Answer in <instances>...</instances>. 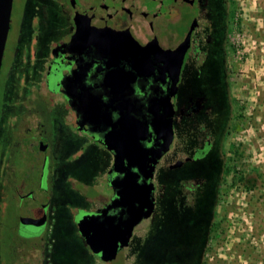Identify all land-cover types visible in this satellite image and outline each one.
I'll return each mask as SVG.
<instances>
[{
    "label": "flooded vegetation",
    "instance_id": "obj_1",
    "mask_svg": "<svg viewBox=\"0 0 264 264\" xmlns=\"http://www.w3.org/2000/svg\"><path fill=\"white\" fill-rule=\"evenodd\" d=\"M238 8V0H23L0 73V264H60L59 204L74 215L93 264H122L133 245L143 264L142 245L167 235L178 240L187 228L194 242L172 245L164 264L206 261L215 233L230 230L233 189H264V173L251 164L256 141L245 140L254 125L243 99L250 90L236 82ZM21 63L36 66L35 75L20 76ZM169 110L174 139L155 175L158 168L187 173L162 187L154 176L145 216V200L118 194L126 172L113 169L115 148H160L152 124ZM88 145L97 172L84 185L94 196L80 194L75 174V157ZM163 204L184 231L162 232ZM137 215L119 261L105 262L80 232L85 216L115 217L124 228Z\"/></svg>",
    "mask_w": 264,
    "mask_h": 264
},
{
    "label": "rangeland",
    "instance_id": "obj_2",
    "mask_svg": "<svg viewBox=\"0 0 264 264\" xmlns=\"http://www.w3.org/2000/svg\"><path fill=\"white\" fill-rule=\"evenodd\" d=\"M238 3L240 24L238 36L236 34L233 38L234 59L239 65L236 82L243 84L248 92L250 90L248 97L243 99L247 103L248 117H251L250 122L254 125L246 131L248 138L245 140L249 142L253 138L255 139L256 143L252 151L251 164L254 165L256 172L264 173V0H238ZM22 7L23 0L14 2L15 9L12 20L15 19V27L19 25V18L21 17L19 12H22ZM53 23H56L55 19ZM10 49V44H8L6 57ZM36 71V66L28 63H21L18 68V74L22 77L31 78ZM85 147L87 152L75 157L77 160L75 174L79 176L80 194L94 196L96 192L92 190L91 186H85L84 183L90 184L95 180L97 156L95 153L93 154L89 145ZM186 173L185 169L170 171L158 168L154 181L161 187L168 186L171 182L185 177ZM31 179L34 181V177ZM233 191L232 197L227 203L228 207L232 209L229 215L230 230L223 235L215 233L213 240L210 242L209 253L205 257L206 261H199L198 264H264V189L255 194H246L239 187L233 189ZM75 197L81 199L77 194H75ZM161 208L165 210V217L160 225L163 229L162 232L166 231L169 235H172L174 231L185 230V232L177 236L178 240L175 239V241H173V237L171 239V236L167 235L157 240L158 242L155 240L152 247L142 245L140 256H142L143 264H164L165 261L171 259L168 253L173 251L172 245L183 244L185 241L190 242V237L192 243L195 240L192 237L193 231L191 228L183 230L180 228L183 226L173 220L174 209L172 207H164L163 204ZM58 209L62 219L61 228H58L55 232L58 253L60 254V256L58 255L59 263L84 264L87 261L93 264L89 260L90 255H88L87 249L78 236L74 215L68 214L60 204ZM206 211L209 212L208 204ZM205 219L208 220V216ZM253 231L254 235H252ZM54 236V234H51L47 239L51 238L52 240ZM201 248V244H198L197 250L194 251L196 256L201 252ZM138 252L137 247L133 245L128 255L124 256L123 260L125 257L127 259L122 261V264H138V261H136ZM78 255L80 261L76 260ZM71 257H73L72 260ZM97 264L101 263L97 262ZM112 264H117V262Z\"/></svg>",
    "mask_w": 264,
    "mask_h": 264
},
{
    "label": "water",
    "instance_id": "obj_3",
    "mask_svg": "<svg viewBox=\"0 0 264 264\" xmlns=\"http://www.w3.org/2000/svg\"><path fill=\"white\" fill-rule=\"evenodd\" d=\"M13 2L14 0H0V73L10 32ZM172 118L173 112L169 110V113L156 118L152 124L158 134V138L163 140L160 148L145 149L140 143L137 144L138 148L133 151H123L115 148L113 169L116 172H126L118 194L126 199L132 200V198H135L139 201L141 198L145 200L147 204L145 206L141 205L142 208L139 209V213H141L148 208L145 216H149V210L152 207L151 198L155 189L153 179L156 166L163 154L169 150L174 139ZM147 129L145 126V135L141 136L139 140L146 139ZM110 148L113 149L112 147ZM141 176H143L142 183L139 182ZM141 218L142 215H137L130 221L125 222V227L121 228L120 223L115 222V217L102 220L98 216H85L80 222V232L87 239L92 250L97 254L101 253L105 262H110L116 259L120 248L129 246L134 228L141 221ZM91 226L94 228L93 233L90 230Z\"/></svg>",
    "mask_w": 264,
    "mask_h": 264
}]
</instances>
